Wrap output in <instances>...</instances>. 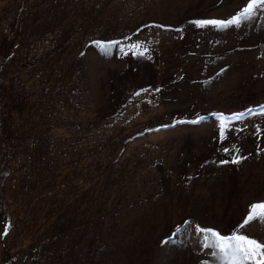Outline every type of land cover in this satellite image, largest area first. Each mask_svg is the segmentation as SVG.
<instances>
[{"label": "rangeland", "instance_id": "obj_1", "mask_svg": "<svg viewBox=\"0 0 264 264\" xmlns=\"http://www.w3.org/2000/svg\"><path fill=\"white\" fill-rule=\"evenodd\" d=\"M248 2L0 0V264H221L196 229L264 203V115L213 114L264 106V11L193 21Z\"/></svg>", "mask_w": 264, "mask_h": 264}, {"label": "snow or ice", "instance_id": "obj_2", "mask_svg": "<svg viewBox=\"0 0 264 264\" xmlns=\"http://www.w3.org/2000/svg\"><path fill=\"white\" fill-rule=\"evenodd\" d=\"M264 11V0H249L248 4L231 19L223 20H198L193 21L197 26L203 27L206 25H213L217 27H227L230 25H239L242 21L253 18L257 12ZM97 47L101 48L105 52L119 43L117 41L101 42L94 41ZM133 49H136L139 55H143L144 51H139L141 45H132ZM253 114L264 115V106H261L259 112L255 109H248L243 113H233L231 116H225L223 113L213 114L220 121L219 130L221 139L226 138L227 126L232 121H239L245 119L247 116ZM206 119V117H198L196 120L191 121H176L175 123H200ZM259 131V129H258ZM227 152L228 149H225ZM236 151H239L238 149ZM240 158L233 157L232 163H239ZM229 161H222V163H228ZM264 218V203H257L250 206L249 214L243 221V223L229 236H224L213 229H202L197 226V234L203 235L202 246L212 250V255L217 257L221 264H264V244L258 242L255 239L249 238L246 235L239 233V228L248 224L249 221L255 218ZM179 230V229H178ZM7 229H5V233Z\"/></svg>", "mask_w": 264, "mask_h": 264}]
</instances>
